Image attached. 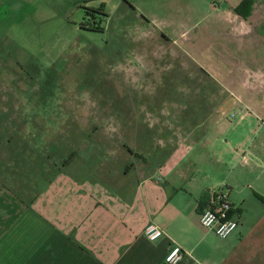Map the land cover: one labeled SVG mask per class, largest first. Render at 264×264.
I'll return each instance as SVG.
<instances>
[{"label":"crops","instance_id":"1","mask_svg":"<svg viewBox=\"0 0 264 264\" xmlns=\"http://www.w3.org/2000/svg\"><path fill=\"white\" fill-rule=\"evenodd\" d=\"M242 1L205 0L222 80L202 119L117 120L116 150L81 149L80 136L66 148L0 102V264H166L173 245L175 264H264V0L246 19ZM190 25L177 34L195 50ZM216 191L238 222L225 239L199 224Z\"/></svg>","mask_w":264,"mask_h":264},{"label":"rangeland","instance_id":"2","mask_svg":"<svg viewBox=\"0 0 264 264\" xmlns=\"http://www.w3.org/2000/svg\"><path fill=\"white\" fill-rule=\"evenodd\" d=\"M195 5L0 0V102L66 148L80 136L81 149L116 150L117 120L202 119L207 86L212 74L222 80V71L221 62L207 59L208 4ZM86 9L104 14L90 19L101 31L79 29ZM181 21L197 23L188 28L195 50L187 38H178Z\"/></svg>","mask_w":264,"mask_h":264},{"label":"built area","instance_id":"3","mask_svg":"<svg viewBox=\"0 0 264 264\" xmlns=\"http://www.w3.org/2000/svg\"><path fill=\"white\" fill-rule=\"evenodd\" d=\"M231 210L232 206L228 196L216 191L210 198V205L201 212L199 224L204 230L214 233L220 239H225L238 226V222L230 216ZM144 236L148 241L155 242L163 236V231L156 224L149 223L144 228ZM180 258L181 248L173 245L168 249L165 263L175 264Z\"/></svg>","mask_w":264,"mask_h":264},{"label":"trees","instance_id":"4","mask_svg":"<svg viewBox=\"0 0 264 264\" xmlns=\"http://www.w3.org/2000/svg\"><path fill=\"white\" fill-rule=\"evenodd\" d=\"M255 1L256 0H244V1H242L241 4L235 9L236 14H238L241 17H243L244 19H246L250 15ZM85 2H87V1H85ZM94 14L95 15H98V14L104 15V14L100 13L99 10L86 9L87 20L82 21V23H80L79 29L81 31H88V32H99V31H101V29L98 27V25H96L94 20H91L92 23L90 21V19L95 18ZM93 22L95 23V26L92 25Z\"/></svg>","mask_w":264,"mask_h":264},{"label":"snow or ice","instance_id":"5","mask_svg":"<svg viewBox=\"0 0 264 264\" xmlns=\"http://www.w3.org/2000/svg\"><path fill=\"white\" fill-rule=\"evenodd\" d=\"M169 259H171V257H169Z\"/></svg>","mask_w":264,"mask_h":264}]
</instances>
